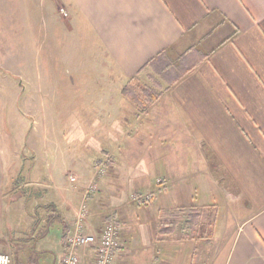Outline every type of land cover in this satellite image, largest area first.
<instances>
[{
	"label": "crops",
	"instance_id": "0c3cea01",
	"mask_svg": "<svg viewBox=\"0 0 264 264\" xmlns=\"http://www.w3.org/2000/svg\"><path fill=\"white\" fill-rule=\"evenodd\" d=\"M31 1L43 12L40 49L49 48L52 36L53 62L68 65L72 79L24 83L22 95L31 98L27 106L40 102L42 113L71 121L67 126L74 130L77 120L101 121L89 135H99L103 160L90 165L111 163L109 175L96 178V193H87L93 168L89 177L67 172L70 190L63 194L50 186L56 183L51 166L36 156L46 138L38 129L24 135L39 138L36 146L27 145L34 157L27 165V191L43 197L35 203L43 209L38 223L52 224L45 227L49 250L41 252L52 256L51 247L56 248L51 263L58 264L82 205L88 209L85 231L99 232L105 216H115L99 217L94 209L96 197L102 199L98 192L113 194L110 169L146 160L131 152H152L150 159L168 168L167 218L178 225L166 237L156 231L164 251L152 256L151 264H264V0ZM189 56L196 60L169 82L150 71L159 60L176 67ZM38 70L49 69L43 64ZM142 76L155 79L147 85ZM2 139L0 134V221L9 178ZM183 197L189 202L180 204ZM185 217L201 224L186 228ZM201 234H211L210 240L197 238ZM119 243L115 264L120 234ZM78 254L90 264L91 250Z\"/></svg>",
	"mask_w": 264,
	"mask_h": 264
},
{
	"label": "rangeland",
	"instance_id": "374dc122",
	"mask_svg": "<svg viewBox=\"0 0 264 264\" xmlns=\"http://www.w3.org/2000/svg\"><path fill=\"white\" fill-rule=\"evenodd\" d=\"M28 1L0 0V134L4 139L1 146L9 152L5 156L9 178L4 190L6 209L0 221V253H9L12 264H29L28 260H33L30 261L31 264H52L51 258L57 254V249L51 247L52 256L41 252L43 248L49 250L48 244L45 243L47 234L42 237L43 230L46 226L52 227L50 222L38 223L43 209L36 207L35 203L43 202V197L27 191L31 188L26 184L29 182L27 165L34 158L27 145L32 143V146H36L39 143V138L33 134L31 136V133L38 129L39 136L44 135L46 138V142L42 141L44 148L38 145L36 149L37 159L52 168L56 183L50 186H56L61 193L66 194L70 190L67 172L86 174L89 177L93 171L90 164L97 159L103 160L100 158L103 154L98 151L99 135H89L90 127L100 124L101 121L77 120L79 126L74 130L67 126V122L71 121L53 120L48 113H42L40 102L34 100L27 106V101L31 98L22 95L24 83L31 80L37 84L39 77H43L41 81L72 79L68 65L61 66L58 61L53 62L52 36L47 39L49 48L46 44L45 49H40L42 34L39 36V33H42L40 21L43 12L36 2ZM25 3H28V7ZM194 60L195 56L184 57L176 67L168 66L166 61L159 60L152 65L150 71L154 76L156 74L155 78L169 82ZM43 64L49 69L45 73L38 70ZM52 67L57 69L53 71ZM142 77L147 85H151L149 80L154 77ZM137 89H141L146 96L152 94L148 87L139 86ZM51 106V103L46 104L48 108ZM27 132L31 133L25 138ZM87 147L90 149H86ZM134 154L146 155V160L137 162L135 167H123V164L118 162L111 168L113 179L108 186L113 194L98 192L102 199L104 195L105 198L102 200L99 196L96 197L99 201L97 200L98 203L94 207L99 217L114 213L113 218L119 225L120 241L123 243L121 250L116 254V264H151V257H159L164 251L160 249L163 245L159 242L156 229L161 220L168 219V168L165 169L158 162L152 161V152H131L129 155L134 157ZM79 163L84 165L81 170L78 168ZM108 171L107 168L106 175H109ZM177 173H181V168ZM96 178L98 180V177ZM194 182L191 185L197 188ZM78 183L79 180L77 185ZM137 193H151L153 198L145 205L138 204L134 200ZM178 202L186 204L189 199L183 197ZM199 202L201 200L198 199L196 203ZM56 233L60 235L61 229L58 228ZM52 235L50 239L47 238V242L52 240ZM47 257L48 261L45 260Z\"/></svg>",
	"mask_w": 264,
	"mask_h": 264
},
{
	"label": "built area",
	"instance_id": "2783aa9c",
	"mask_svg": "<svg viewBox=\"0 0 264 264\" xmlns=\"http://www.w3.org/2000/svg\"><path fill=\"white\" fill-rule=\"evenodd\" d=\"M59 13L67 16L64 8H59ZM94 178L106 175L107 166L104 161L94 163ZM70 181H76L75 176L70 175ZM97 191L95 179L87 187V193ZM138 204H146L152 200V194H139L134 196ZM88 213L86 205H82L78 214L76 226L69 231L65 237V251L58 264H83L78 254L79 249H89L93 256L90 264H115L114 253L120 247L119 225L113 216L109 217L97 233L87 232L84 229L83 221ZM0 264H12V257L9 253H0Z\"/></svg>",
	"mask_w": 264,
	"mask_h": 264
},
{
	"label": "trees",
	"instance_id": "16d2710c",
	"mask_svg": "<svg viewBox=\"0 0 264 264\" xmlns=\"http://www.w3.org/2000/svg\"><path fill=\"white\" fill-rule=\"evenodd\" d=\"M157 97V96H156ZM156 97L152 100V101H150V102H154L155 100H156ZM105 163H106V165L107 166H109V162H108V160L107 161H105ZM184 223H185V227L186 228H191V229H193V227L195 226V225H197V224H201V221H199V220H193V219H190L189 217H185V221H184ZM177 225H178V223H177V221H175V220H173V221H168V219H163L161 222H160V224H159V226H158V229H157V234L159 235V236H161V237H166V236H168L169 234H171L175 229H176V227H177ZM46 230L43 232V235H42V237L43 236H45L46 235ZM66 236V235H65ZM197 238H200V239H205L206 241H209L210 240V238H211V234L210 235H203V234H201V235H199V236H197ZM30 261H33V260H30ZM30 261H29V264H31L30 263Z\"/></svg>",
	"mask_w": 264,
	"mask_h": 264
}]
</instances>
